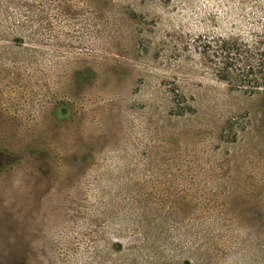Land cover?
<instances>
[{
    "label": "rangeland",
    "instance_id": "1",
    "mask_svg": "<svg viewBox=\"0 0 264 264\" xmlns=\"http://www.w3.org/2000/svg\"><path fill=\"white\" fill-rule=\"evenodd\" d=\"M264 0H0V264H264V92L220 39Z\"/></svg>",
    "mask_w": 264,
    "mask_h": 264
},
{
    "label": "trees",
    "instance_id": "2",
    "mask_svg": "<svg viewBox=\"0 0 264 264\" xmlns=\"http://www.w3.org/2000/svg\"><path fill=\"white\" fill-rule=\"evenodd\" d=\"M220 78L233 81L249 94L264 92V34L253 42L220 39L213 50Z\"/></svg>",
    "mask_w": 264,
    "mask_h": 264
}]
</instances>
